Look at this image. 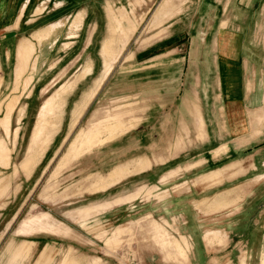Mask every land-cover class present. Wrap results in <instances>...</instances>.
Returning a JSON list of instances; mask_svg holds the SVG:
<instances>
[{
    "label": "rangeland",
    "instance_id": "1",
    "mask_svg": "<svg viewBox=\"0 0 264 264\" xmlns=\"http://www.w3.org/2000/svg\"><path fill=\"white\" fill-rule=\"evenodd\" d=\"M196 1L79 0L92 11L79 47L49 53L21 42L15 56L13 41H0V264H190L186 235L201 227L190 197L207 196L195 205L214 213L219 191L240 185L238 206L252 205L247 218L264 210V177L243 175L249 155L264 148V17L247 31L259 101L247 119L256 138L250 148L214 155L229 135L217 124V67L202 63L216 52V26L201 25ZM174 21L185 38L173 55L143 68L131 60L171 36ZM104 44L113 73L92 95ZM252 65L245 79H253ZM217 169L222 177L197 178ZM189 185L196 192L179 200ZM225 236L207 228L205 239Z\"/></svg>",
    "mask_w": 264,
    "mask_h": 264
},
{
    "label": "crops",
    "instance_id": "2",
    "mask_svg": "<svg viewBox=\"0 0 264 264\" xmlns=\"http://www.w3.org/2000/svg\"><path fill=\"white\" fill-rule=\"evenodd\" d=\"M195 4L197 13L205 19H202L201 25L216 26L215 35L210 39V42H213L211 48H214L216 52L211 59L205 52L202 63L205 66L214 65L217 67L219 89L221 90L219 96L222 100L218 112L219 118H223L222 121L217 119V124L220 129H226L229 135L227 141L219 143L210 151L214 155L229 150L237 153L241 149L250 148L256 138L247 119L258 101V97L256 99L258 90L255 82L256 67L251 64V57L246 55L252 46L248 41L247 31H250L253 26L256 27L260 18L264 17V0H197ZM108 15L109 13L107 14L109 18ZM91 16L92 11L88 7L79 8V0H0V33H5L4 36H1L0 41H13L8 47H14L15 56H17V48L21 42L32 44L39 50H48L49 53L56 48H63L65 45L69 49L76 48L79 47L80 37L89 26L88 20ZM39 24L41 26L37 29L36 26ZM175 26L176 21L169 26L170 31L173 32L166 40L131 54V60H136V63L142 65L143 68V65L151 67L152 62L173 55L182 39L185 38V34L174 30ZM98 30L99 22L95 21L86 48L92 44ZM39 34H43L42 39L38 37ZM206 38L200 39L203 40L201 45L203 48H207ZM102 55L104 70L95 81H98V85L92 95L104 78L107 76L104 80L107 81L113 73V69L111 70L113 60L110 59L111 52L107 44L103 46ZM78 60L79 56L75 62ZM251 65L254 67L251 73L253 79L249 77L245 79ZM92 66H94V60L90 59V63L85 66L80 76H86ZM77 70L78 73L79 68ZM74 84L73 82L67 86L71 89ZM200 114L206 130L208 124L203 108L200 110ZM206 135V140L210 141V134L206 132ZM206 135L204 136L206 137ZM263 152L264 148L260 146L249 155L252 162L244 169L243 175L253 172L250 181L255 177H264ZM220 170L199 174L197 178L206 177L210 173H220L222 177ZM233 176L237 177L238 175ZM228 181V176L225 175L219 185L222 186ZM206 189H199L197 193L203 194ZM196 190L195 185H189L187 190L176 194V197L180 200L184 195H191ZM240 190L243 191L240 185L221 189L219 198L215 201L219 211L214 213L208 212L203 206L206 210L204 213L195 205L196 202H202L201 200L208 198L207 196L190 197L187 200V205L198 212L201 224L197 231L189 232L186 235L192 244L188 260L190 264H263L264 218L262 213L264 210L253 219L247 218L246 213L252 205L249 203L245 207L244 204L238 206L243 201L242 196L240 199L238 198ZM253 197L256 198V196ZM186 219L187 217L185 219L183 217L182 221L185 225L190 223ZM207 228L225 231L226 236L223 242L214 240L211 244L207 243L205 239Z\"/></svg>",
    "mask_w": 264,
    "mask_h": 264
}]
</instances>
